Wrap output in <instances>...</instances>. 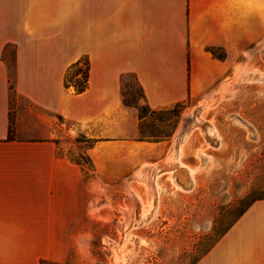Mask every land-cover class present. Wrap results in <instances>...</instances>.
<instances>
[{"label":"crops","instance_id":"0c3cea01","mask_svg":"<svg viewBox=\"0 0 264 264\" xmlns=\"http://www.w3.org/2000/svg\"><path fill=\"white\" fill-rule=\"evenodd\" d=\"M263 41L264 0H0V264H24L25 237L81 234L74 223L86 218L89 182L58 153L47 114L89 126L97 176L120 146L134 147L139 164L168 163L173 143L122 134L137 121L122 101V76L135 77L152 109L211 101ZM81 56L88 86L75 93L64 75ZM12 98L38 113L23 128L18 112L10 133ZM192 264H264V199Z\"/></svg>","mask_w":264,"mask_h":264},{"label":"rangeland","instance_id":"374dc122","mask_svg":"<svg viewBox=\"0 0 264 264\" xmlns=\"http://www.w3.org/2000/svg\"><path fill=\"white\" fill-rule=\"evenodd\" d=\"M242 57L226 90L200 103L152 109L135 77L122 76V101L137 116L122 134L173 143L168 163L156 157L139 164L134 147L120 146L97 176L87 153L95 140L89 126L47 114L58 153L83 163L86 218L74 223L78 236L25 237L24 264H192L202 256L254 199L249 190L264 182V41ZM16 102L12 128L18 112L21 127L35 124L38 111Z\"/></svg>","mask_w":264,"mask_h":264},{"label":"trees","instance_id":"16d2710c","mask_svg":"<svg viewBox=\"0 0 264 264\" xmlns=\"http://www.w3.org/2000/svg\"><path fill=\"white\" fill-rule=\"evenodd\" d=\"M208 49L216 57H218V58L224 57V53L218 54L216 52L217 48L209 47ZM88 76H89V60H88L87 56H81L76 61L69 64L68 67L66 68L65 75H64V84L66 87L72 86L75 93H80V92L84 91L88 86ZM142 94H143V92H142ZM9 131H10V133L12 131V120H11V118H10ZM92 145H93V141L89 146H92ZM74 162L83 165V163H81V162H78V161H74ZM85 162H87L88 164H91V160H90L89 156H87V160ZM248 195L253 196L254 199H252V201H250V203L242 209L241 213H243L245 211V209L255 200L264 199V182L256 189L254 187H252L249 190ZM207 250L204 251V253H206ZM200 257L201 256H199L195 261L200 259ZM60 263L68 264L67 261L60 262V261H54V260H48V259H41L40 260V264H60Z\"/></svg>","mask_w":264,"mask_h":264}]
</instances>
